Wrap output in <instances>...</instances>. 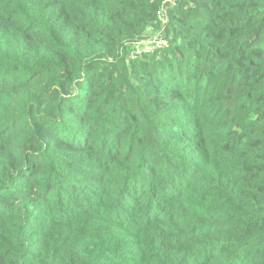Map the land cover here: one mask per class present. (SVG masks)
I'll list each match as a JSON object with an SVG mask.
<instances>
[{
  "label": "trees",
  "instance_id": "1",
  "mask_svg": "<svg viewBox=\"0 0 264 264\" xmlns=\"http://www.w3.org/2000/svg\"><path fill=\"white\" fill-rule=\"evenodd\" d=\"M0 264H264V0H0Z\"/></svg>",
  "mask_w": 264,
  "mask_h": 264
},
{
  "label": "built area",
  "instance_id": "2",
  "mask_svg": "<svg viewBox=\"0 0 264 264\" xmlns=\"http://www.w3.org/2000/svg\"><path fill=\"white\" fill-rule=\"evenodd\" d=\"M158 16L162 23H165L166 19L164 11L162 9L158 12ZM167 45L168 41L166 39L157 36L152 39L139 41L132 44L131 57L134 58L135 56L140 55L143 52H151L154 51L156 48H162Z\"/></svg>",
  "mask_w": 264,
  "mask_h": 264
},
{
  "label": "rangeland",
  "instance_id": "3",
  "mask_svg": "<svg viewBox=\"0 0 264 264\" xmlns=\"http://www.w3.org/2000/svg\"><path fill=\"white\" fill-rule=\"evenodd\" d=\"M162 34H163V31H162V29H160V30H158V31H152L151 32V37L149 38V39H152V38H154V37H162Z\"/></svg>",
  "mask_w": 264,
  "mask_h": 264
}]
</instances>
